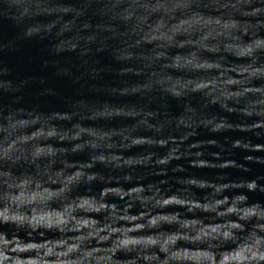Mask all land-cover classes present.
<instances>
[{"label":"clouds","instance_id":"clouds-1","mask_svg":"<svg viewBox=\"0 0 264 264\" xmlns=\"http://www.w3.org/2000/svg\"><path fill=\"white\" fill-rule=\"evenodd\" d=\"M0 264H264V0H0Z\"/></svg>","mask_w":264,"mask_h":264}]
</instances>
